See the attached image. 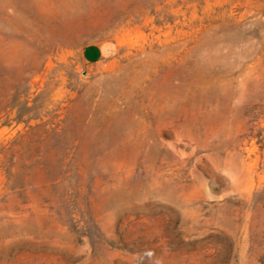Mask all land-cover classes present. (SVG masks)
Masks as SVG:
<instances>
[{
    "label": "rangeland",
    "instance_id": "obj_1",
    "mask_svg": "<svg viewBox=\"0 0 264 264\" xmlns=\"http://www.w3.org/2000/svg\"><path fill=\"white\" fill-rule=\"evenodd\" d=\"M0 111V264H264V0H0Z\"/></svg>",
    "mask_w": 264,
    "mask_h": 264
},
{
    "label": "crops",
    "instance_id": "obj_2",
    "mask_svg": "<svg viewBox=\"0 0 264 264\" xmlns=\"http://www.w3.org/2000/svg\"><path fill=\"white\" fill-rule=\"evenodd\" d=\"M118 52L117 43L112 40H106L98 44L87 45L83 50L85 60L89 62L110 59Z\"/></svg>",
    "mask_w": 264,
    "mask_h": 264
},
{
    "label": "trees",
    "instance_id": "obj_3",
    "mask_svg": "<svg viewBox=\"0 0 264 264\" xmlns=\"http://www.w3.org/2000/svg\"><path fill=\"white\" fill-rule=\"evenodd\" d=\"M27 111H24V110H17V113H16V117L14 118L17 122H20V121H30L31 119L34 118V116L31 115V113H29ZM7 114V116L9 115L8 113H5ZM5 114L2 113V111H0V123L3 125V124H8L9 123V118H6L3 119V116H5ZM28 114V118L24 119L25 116H27Z\"/></svg>",
    "mask_w": 264,
    "mask_h": 264
}]
</instances>
